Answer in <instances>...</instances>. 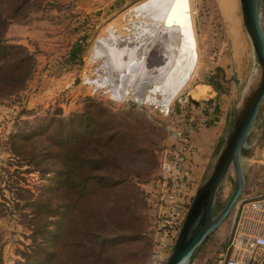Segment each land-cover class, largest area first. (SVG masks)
<instances>
[{"label":"rangeland","instance_id":"obj_1","mask_svg":"<svg viewBox=\"0 0 264 264\" xmlns=\"http://www.w3.org/2000/svg\"><path fill=\"white\" fill-rule=\"evenodd\" d=\"M64 1L70 0H47L41 10L30 7L32 17L30 14L11 19L6 26L7 43L24 47L27 52L20 55L28 53L32 60L29 62L30 67L26 68L29 77L22 91L10 98L3 95L9 92L8 89L1 88L0 91V264H26L22 254L28 252L35 242L33 220L41 212L42 202L49 201L60 193L59 187L64 180L57 165H47L44 173L34 166L32 156H36L37 145H31L34 140L24 141L25 137L46 141L50 135L55 149H66L68 144L85 134L83 130H108L109 134L118 131L127 137L134 136L136 141L133 145L145 151L135 157L137 174L131 176L135 183L132 189V209L141 219L137 223L141 237L129 242L119 226L112 223L113 231H110L119 239L113 249V259L118 264H166L176 242L164 248L159 258L158 250L155 249L158 233L149 230L148 221L152 204H156L160 198L155 199L152 185L159 173L162 152L170 142L166 127L179 110L180 101L186 100L185 105L204 101L200 95L193 94L197 85L215 86L218 82L225 84L223 80L227 79L236 93L228 126L230 128L235 107L255 74L252 48L242 23L239 0H229V6H223L222 0H175L169 12L162 6L161 0H101L105 7L101 11L98 8L99 11L94 16L88 15L84 19L75 13L65 16L64 23L68 25L67 32L71 34L72 40L63 39L64 33L58 31L54 32L53 41H47L46 35L39 41L20 37L19 28L40 19L45 11L49 15L45 23L50 19L58 29L64 15L59 6ZM51 5L58 7L45 9V6ZM156 20L162 21L163 27L150 44L147 35L141 34L142 30L135 26L146 22L148 28H153L152 23ZM188 26L194 35L191 40ZM111 36L115 40H108L109 45L121 49L134 48L136 57L142 56L144 49L148 47L143 67L135 73L133 84L142 81L144 76L156 74V69L166 63V57L173 51L176 54L174 70L160 83L147 87V96L157 99V106L144 101L139 103L130 90H124L120 95L104 81L111 76L116 84L120 83L121 72L105 64L107 56L96 53L100 40ZM49 41L51 44H48ZM64 43L66 48L61 50ZM49 53L59 57L57 62L60 69L54 68L53 72L49 69ZM13 59L12 56H7L0 62L8 64ZM122 60L128 61L130 56L124 53ZM180 69L183 70L184 81L187 78L189 80L171 102L168 108L171 115L167 117L168 110L161 106L165 89L167 85L168 88L169 84L172 85L171 81ZM126 77L133 78L134 75L127 74ZM262 109L264 102L259 114ZM260 124L263 123L256 122L258 126L255 125L252 134L260 130ZM76 127H79L77 129L80 133L76 132ZM224 136L220 138L212 162L200 179V184L210 172ZM250 140L249 146L254 147L253 151L242 157L245 176L259 172L256 167L258 164L252 168L248 163L258 147L253 142L251 144ZM262 142L257 145H262ZM197 154L198 148L195 156ZM46 164V161L43 162V166ZM259 166L264 171V164ZM127 173L132 174V171L127 170ZM191 176L193 180L194 172ZM258 180L264 182V172ZM199 183L194 180V192H197ZM234 183L235 175L231 171L218 193L215 213L226 204L233 192ZM248 189L254 190L243 193L245 196L264 194V183L257 186L252 184ZM96 199L99 204H103L101 194ZM192 201L185 207V218ZM105 204L109 207L108 203ZM66 212L62 205L60 210L49 214L51 223L48 233L44 238L36 239L44 241L45 248L51 251V260L38 255L34 264H51L55 261V243L59 237L60 221ZM119 214L120 212L114 215ZM231 218L232 213L195 252L191 264H206L210 259L221 256L227 246ZM102 231L107 230L104 228ZM130 234H134V231ZM164 235L165 232L160 231L159 237Z\"/></svg>","mask_w":264,"mask_h":264},{"label":"trees","instance_id":"obj_2","mask_svg":"<svg viewBox=\"0 0 264 264\" xmlns=\"http://www.w3.org/2000/svg\"><path fill=\"white\" fill-rule=\"evenodd\" d=\"M46 1L0 0V60L7 56L14 58L8 64L0 62V91L1 88L9 90L7 94H3L5 98L22 91L29 77L26 68L30 67L29 62L32 60L28 53L20 55L27 52L24 47L7 43L6 26L10 24L11 19L30 15L32 13L30 7L41 10ZM262 110L257 124L264 123V109ZM77 130L76 132L80 133V130ZM83 131L85 134L68 144L66 149L60 147L55 149L53 137L50 135L46 141L33 139L34 137L24 139L34 140L31 145H37L36 156H32V159L38 170L44 173L46 166L53 164L57 165L58 171L64 175L63 183L61 182L59 187L60 193L54 198L51 197L49 201H43L41 212L33 220L32 232L35 242L28 252L22 254L23 260L27 261L26 264H34L38 255L51 260V251L45 248L44 241H38L36 238L46 236L51 223L49 214L60 210L62 205L67 212L60 221L59 237L53 255L55 261L51 264H118L112 257L113 249L119 240L112 233V223L119 226L129 242L137 241L141 237V230L137 229V223L141 219L132 209L134 200L132 189L135 183L132 182L131 176L137 174L135 157L145 151L133 145L136 141L134 136L127 137L122 132L109 134L108 130ZM253 148L249 146L245 149L242 157L252 152ZM45 161L47 164L43 166ZM256 167L259 172L245 176L246 187L243 193L253 192L254 189L247 190L252 184L257 186L264 183L258 180V177H262L263 168L259 164ZM126 169L132 171V174L127 173ZM100 194L103 196V204H99L96 199ZM242 197H245V194H242ZM105 203H108L109 207ZM119 212L118 216L114 215ZM103 218L106 220L103 221ZM104 228L107 231L103 232ZM132 230L134 234H130Z\"/></svg>","mask_w":264,"mask_h":264},{"label":"built area","instance_id":"obj_3","mask_svg":"<svg viewBox=\"0 0 264 264\" xmlns=\"http://www.w3.org/2000/svg\"><path fill=\"white\" fill-rule=\"evenodd\" d=\"M186 102L180 101L179 110L166 127L170 142L162 152L152 185L155 199L160 198L152 204L148 221L149 230L158 233L155 249L159 258L164 248L176 242L185 220V207L196 192L191 176L197 151L193 132L206 123L204 112L209 104L206 100ZM231 213L226 249L206 264H264V194L240 197ZM160 231L165 232L163 237H159Z\"/></svg>","mask_w":264,"mask_h":264},{"label":"water","instance_id":"obj_4","mask_svg":"<svg viewBox=\"0 0 264 264\" xmlns=\"http://www.w3.org/2000/svg\"><path fill=\"white\" fill-rule=\"evenodd\" d=\"M239 4L244 30L252 48L255 74L235 107L231 126L210 172L197 189L166 264H191L195 252L228 218L246 187L242 154L249 148L264 102V27L262 0H239ZM231 171L235 175L233 192L224 207L215 213L218 193Z\"/></svg>","mask_w":264,"mask_h":264},{"label":"crops","instance_id":"obj_5","mask_svg":"<svg viewBox=\"0 0 264 264\" xmlns=\"http://www.w3.org/2000/svg\"><path fill=\"white\" fill-rule=\"evenodd\" d=\"M262 4H263V17H264V0H262ZM56 5H58V3ZM103 6L105 7L104 2L101 0L64 1L59 6V9L63 10L60 12L64 13V15L61 17L62 22H60L61 23L60 26L58 25L59 27L58 29L55 23L49 21L50 19L45 23L46 21L45 19L49 16L45 11L44 12V14L46 13L45 18H43L44 14H41L40 19L33 21L31 24H28L25 27L20 26L21 27V29L19 28V32L21 33L20 37L25 39H30L32 41H39V40H43V37L46 35L47 41L48 40L53 41L55 39L53 37L54 32L58 31L60 33H64L63 39H66L68 41L71 38L72 40L73 38L70 37L71 34L67 32L68 25L67 23H64V20H66L65 16L75 13L78 14L81 19H84L88 15L94 16L93 14L95 12H98L99 10L100 11L103 10ZM49 7L55 9L58 6L55 5L45 6V9ZM98 8L99 10H97ZM41 19H44V21L43 20L41 21ZM157 21L159 20H156V22ZM156 22L153 21L152 23L153 28H150L152 31L155 32V34L157 32V27H158L156 25ZM140 26H148V24L146 22H143L140 23L138 26H135V28L140 29ZM143 33L144 32L142 30L141 34ZM155 36L156 35H153L151 39L155 38ZM147 37H149L148 34ZM108 40H115V39L114 37L111 36L108 39H101L100 42L104 44H108L107 43ZM50 41L48 44H51ZM66 43L62 44L64 47L61 48V50H64L66 48ZM47 59L49 61V69L52 72L55 71V69L57 68L60 69L57 62V59H59V57L57 55L55 56L54 54L49 53L47 55ZM223 81L226 83L224 84L218 82V84L216 83L215 86L207 85V84H199L195 87L193 91V94H195L196 96L200 95V97H202L201 99L206 100L209 104V106L205 109L204 112L206 123L196 127L193 132V139L198 148V154L193 158L196 165L194 170L193 182L194 180L195 182L198 183L200 182V179L203 177L206 168L212 162L211 160L215 154L216 147L220 141V138L224 136L228 131V126L232 115V108H233L232 105L234 99L236 98V93L232 88L231 84L229 86L228 84L229 80L228 82L227 79ZM192 100H195V98H192ZM260 127H261L260 130H256V132L251 136V142L254 143V146H258V147L253 152V155L248 159V163L250 166L255 164H264V137H263L264 123L262 125L260 124ZM258 142H262V145H257ZM195 189L196 188H194L193 186V191Z\"/></svg>","mask_w":264,"mask_h":264},{"label":"bare ground","instance_id":"obj_6","mask_svg":"<svg viewBox=\"0 0 264 264\" xmlns=\"http://www.w3.org/2000/svg\"><path fill=\"white\" fill-rule=\"evenodd\" d=\"M174 1L175 0H161L160 2L162 3V6L164 8H167L166 11L169 12ZM222 2H223V6L231 5V3L229 4V0H225V1L222 0ZM157 26L158 27H157L156 34L154 31H152L150 28H148V26H140V29H142L144 32L143 34L149 35L148 38H149L150 42L148 41V43H150V44L152 41L151 37L153 35H157L159 33V31H161V29L163 27V22L158 21ZM187 30H188V34L191 33V35H189L190 40H191V38H194V35L192 33L190 26H188ZM147 49H148V47L144 49V54L142 56L136 57V53H135L136 50L134 48H123V49H121V48H118L116 46L104 44V43L100 42L98 44V46L96 47V50H97L96 53L107 56L108 60L105 62V64L108 67L112 68L113 70L117 69L121 72V74L119 76V80H120L119 84H116L114 82L115 79L111 76L109 78H107L106 80H104L106 83L111 85V87L114 91H116L120 95L122 93H124V90L133 91V93L135 94L134 96H136V100L139 103H142L144 101L147 104L157 106L156 103L158 102V100L155 98H151L150 96H147V87L149 85L160 83L162 80L165 79V77H167V75L169 74V72L172 69L174 70L173 67H174V63H175V59H176V57H175L176 54L174 53V51L171 52L166 57V59H167L166 63L164 65H162L161 67H159L158 69H156V71H157L156 74L144 76L142 81H140L136 84L135 83L133 84V81L135 78V73L140 71L143 67ZM124 53H127V55L130 56V60H128V61L122 60V56ZM182 72H183V70H181V69L177 70V75L174 77V80L171 81L172 85L170 86V84H169V88L167 87L168 85L166 86L164 97H163V102L161 104V106L164 110L165 109L168 110V108H169L171 102L173 101V99L175 98V96L181 91V89L183 88L186 81L188 82V78L184 81V77H183ZM127 74H133L134 77L128 78V77H126Z\"/></svg>","mask_w":264,"mask_h":264}]
</instances>
